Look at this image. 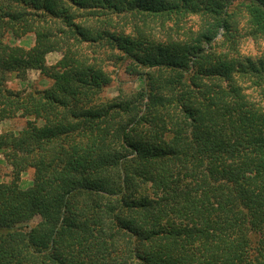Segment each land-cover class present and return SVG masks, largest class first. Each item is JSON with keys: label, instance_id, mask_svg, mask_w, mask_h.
<instances>
[{"label": "trees", "instance_id": "trees-1", "mask_svg": "<svg viewBox=\"0 0 264 264\" xmlns=\"http://www.w3.org/2000/svg\"><path fill=\"white\" fill-rule=\"evenodd\" d=\"M240 1L241 27L225 0H0V123L26 120L0 134V264H264V56L241 51L264 0ZM108 62L139 88L106 98ZM28 71L52 86H7Z\"/></svg>", "mask_w": 264, "mask_h": 264}, {"label": "rangeland", "instance_id": "rangeland-1", "mask_svg": "<svg viewBox=\"0 0 264 264\" xmlns=\"http://www.w3.org/2000/svg\"><path fill=\"white\" fill-rule=\"evenodd\" d=\"M226 4L230 6V10L236 12L238 18L236 21H240V27L245 25V19L242 20L245 13L243 2L240 0H225ZM240 13V15H239ZM239 25L237 24L236 27ZM239 27V28H240ZM200 28V19L196 16H192L189 19V23L186 29L197 31ZM241 29V28H240ZM242 29H245L243 27ZM7 42L10 43L11 39L8 38ZM35 36L28 35L25 38L18 40L14 45L22 46L26 49L31 48L34 45ZM241 51L244 56L260 57L264 56V39L258 42L253 41L251 38L244 37L241 43ZM61 53H52L47 56V65H55L61 59ZM106 73L111 78V85L105 89L104 96L106 98H114L118 95L119 90L122 89L126 92L139 88L140 84L137 83L136 78L126 71L125 66L120 67L114 62H108L105 64ZM53 82L49 78L45 77L38 71H28L25 74H14L9 76L7 86L12 90H21L32 92L36 90H46L52 86ZM26 125V120L17 118L12 121H6L0 123V134L6 131L19 132ZM34 179V171L32 169L26 171L21 178V187L23 189L30 188ZM12 180V168L5 162L4 156L0 155V183H9ZM39 219H35L32 222V226L37 225Z\"/></svg>", "mask_w": 264, "mask_h": 264}]
</instances>
